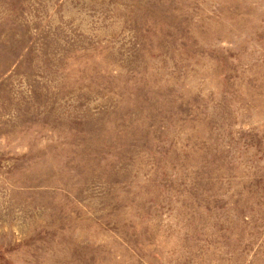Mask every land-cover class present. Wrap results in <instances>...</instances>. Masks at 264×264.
<instances>
[{
  "label": "rangeland",
  "instance_id": "374dc122",
  "mask_svg": "<svg viewBox=\"0 0 264 264\" xmlns=\"http://www.w3.org/2000/svg\"><path fill=\"white\" fill-rule=\"evenodd\" d=\"M0 264H264V0H0Z\"/></svg>",
  "mask_w": 264,
  "mask_h": 264
}]
</instances>
